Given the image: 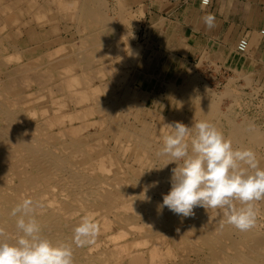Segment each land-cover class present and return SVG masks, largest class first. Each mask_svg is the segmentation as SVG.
<instances>
[{
    "label": "rangeland",
    "instance_id": "1",
    "mask_svg": "<svg viewBox=\"0 0 264 264\" xmlns=\"http://www.w3.org/2000/svg\"><path fill=\"white\" fill-rule=\"evenodd\" d=\"M83 1L85 2V4H83L84 3ZM93 1L94 2H92L90 0H60V1H58V0H0V30H1V32H0V37H1L0 38V47H1L0 52H2L4 54L3 55L2 53H0V61H1L0 65L2 63H3V65H5L4 67H3V65L0 66L1 67L0 68V74H2V73L4 74V75L3 74L0 75L1 76L0 77V84L2 85V86L0 85L1 86L0 87L1 88L0 89V92H1L0 93V100L3 99L2 101H4V99L7 100L9 97V99L7 101H10V99L13 98V97H11V96H13V94L15 96V98H13L14 100L17 97H20L21 95L23 98L24 97L26 98L25 94L27 95V94H29L30 91L33 92V90L35 91L39 87L42 88V90H44V92H41V90L40 91L36 90L35 92H33V94L35 93L36 96H34L33 94L31 95V92H30V94L27 95L28 98L26 99L27 101L29 100L28 105L26 104L27 102L25 103L26 100L23 101L24 102L23 103L22 101L18 100L19 99L18 98L16 100V102H18L20 104L19 105H18V103H17V105L13 104L15 106L13 108L18 111L15 118H16L17 122H19L21 120L20 124L22 123L21 126L24 128V130L26 129L25 124L27 123L28 137H37L39 140L40 139L43 140L41 143L45 142V144H43L42 146H44V147L47 146L48 149H50V148L54 149L55 148V150L58 153L60 150L62 151L63 149L64 150L69 149V152H67L68 150L66 151L68 153V155L66 154V152L64 150L62 152L60 151L61 152L60 154L64 153L70 159L69 163H66L68 165L67 169L66 168L64 170L62 169L59 173V178L60 177L62 178V179L60 178V181H62L61 187L54 184V183L53 184L51 183V185L54 186L53 189L56 188L55 192H57L58 194L55 193V195L52 196L50 194L48 195V193H47V196L46 195L45 196H46V198L47 197L51 198L50 200H52L53 197H54L53 200L55 199L54 201L58 200L56 203L55 202L54 203L56 205H58V203H60L59 204L60 206L59 205L58 206L61 208V210H63L65 208V209H69L70 211H72L71 213L74 212L72 214V216L74 218L78 217V219L81 220L83 218L82 216H85V215H83L84 212H86V216H90L91 218L93 216V218H94V219L92 218L93 220L97 219V221H100V223L95 221L99 227V235L96 237L95 242L88 245V247L90 246L89 250H88V247H86V246H85L86 248L84 247L85 249L83 247H78L81 250H78V254H77L78 257H76L77 259L75 258V261H73V264H83L82 262H86V261H88V262L85 264H93V263L94 264H117L115 259L110 257L111 254H109L108 249H110L112 247V243L109 240H107V237L109 235L114 234V233L116 234L117 230H118L117 233L119 231H121L122 228L119 229V227L122 226L121 221H124V219L127 217L130 218V220L135 221L136 224L139 223V225L143 226V228L141 229V232H139V234H134L132 236L130 235L129 238H133L136 236L137 237H139V236L145 237V235L147 237L156 236V235L164 236L166 234L165 238H166V241L168 242V245L170 246L169 251H170V253L172 252L171 255L173 254V257L171 256L169 258L170 261L168 259L166 260V264H169V263L173 264L174 262H175L174 264H186V263L187 264H189V263L190 264H214V263L216 264L217 261H219V264H255V263L264 264V246H263L264 245V234H263V232H264V212H263L264 211V200L254 202V206L258 209L256 224L254 226L255 228L253 227L250 230L244 231V232L236 229L234 226L232 227V225H230V224H227L226 223V217H224L223 212L220 209L205 210L204 208H201V207H195L194 208V215L189 216V217H183V216L177 215V214L174 215V213L172 211H169L167 208H164L165 210L163 209V211H159L158 205H160L162 203L163 195L167 194L170 190V187H171L170 177L172 175L171 170L174 167H176V164L174 162L169 163L170 158H168V157L163 156L162 158H160L161 156L157 155V153L163 147V141H161V140H163L162 135H164L170 131L166 127V125H168V123L174 124L175 122H182L185 125L191 127L192 124L195 122L209 121V122L213 123L219 130H221L223 132L225 138L231 141L234 149H241V150L251 149L253 152H255L257 160L259 161V167L261 169H264V70H262L260 68L257 73H249V72L239 73L236 69H234L232 64L222 63V62H214L215 58H212L209 56L206 59H200L199 60L198 58H195L193 60L190 59V60L186 61V57H184L181 53H179L178 49L181 47V44L184 42V37H185L184 34H185L187 28L182 26L178 22L181 21L182 18L184 19L185 17L188 16V14H190L192 19H193L192 23L196 24V22L199 19L201 12H203L205 10V7H202L200 5L199 0H93ZM175 5H178V8L181 7L182 10L176 13L175 12L176 10H174ZM90 6H91V9H90ZM79 7H81V8H79ZM89 11H90V14H88ZM37 13H38L37 18H34V16L36 17ZM40 13H41V15H40ZM77 13H80V14H77ZM81 13L83 14V16L80 17ZM93 14L97 15V16H93ZM76 15H79V17ZM87 15H88V17H86ZM90 17L92 20L89 19ZM79 18H80V20H79ZM80 21H81V23H80ZM95 21H96V23H95ZM3 22H4V27L2 28L1 25L3 24ZM75 22H76V24H75ZM86 23H88L89 25L87 26ZM90 27L94 31L91 30ZM87 28L89 31L93 32L94 34H92V33L89 34L90 32H88V33L85 32V31H88V30H86ZM82 31H83V33H82ZM96 33H97V35L99 34V38L96 35ZM84 34H85V38L91 39V41L89 40L90 42L87 39L83 38ZM105 34H106V36H105ZM119 34L120 35L122 34V36H120ZM89 35H91V36H89ZM95 35L98 38L97 40H96ZM4 36H5V38H4ZM81 36H82V38H81ZM117 36L120 38H118ZM104 37L106 38V42H105ZM114 37H117V40ZM82 39H84V40H82ZM93 39H95L94 42H93ZM108 39H110V40H108ZM118 39H119V41H118ZM81 40L84 41L85 44ZM86 40H87V44H86ZM99 40L102 43L101 42L99 43ZM113 40H115L116 42L114 43ZM103 41L106 43V46L104 45L105 43H103ZM2 42H3V45H2ZM7 42L9 43V45ZM21 43H22V45H21ZM72 43H73V48H72ZM96 43L100 44V46L97 45ZM110 43H112L111 44L112 46H110ZM12 44L15 46H13ZM60 44L61 45L63 44L62 46L65 45V48L64 47L62 48V46ZM10 45H11V47H10ZM101 45H102V47H101ZM117 45L119 46L118 47L119 49L116 48ZM3 46H5L4 49H2ZM27 46H29V47H27ZM50 46H52V47H50ZM56 46L57 47L60 46L62 48V50L59 47L57 48ZM77 46H79L78 49H77ZM90 46H91V48H90ZM103 46H105V47H103ZM114 46H115L116 50L113 49ZM81 47H83L85 49V51H83L84 49ZM85 47H87V49ZM109 47L110 48L112 47L111 51L114 50L116 54L112 53L114 51L109 52L110 51ZM10 48H12V50ZM130 48H135L136 54L126 56L127 52L130 51ZM79 49L81 51L78 53ZM91 49L93 50V53H92ZM100 49L103 50V52ZM107 49H109V50H107ZM36 50H38V51L35 52ZM18 51L22 52L24 55L22 53H21V55H19L20 53H17ZM53 51H55V53ZM56 51H58L57 54H56ZM88 51L90 52L91 57L95 56L92 58L91 61L89 58L90 56L87 58L85 57L86 59L83 60L84 56H87ZM24 52H26L27 54H25ZM40 52H41V54H40ZM47 52L49 53L48 56L46 55ZM81 52H82V55L84 54V52H86L85 53L86 55L84 54L83 56H80V58L83 57L80 59L79 54L81 55ZM14 53L17 55V57ZM42 53H43V55H42ZM44 53H46L45 54L46 57H45ZM72 53L75 56H73ZM76 53L78 54V56ZM51 54H53V55H51ZM54 54H56V55H54ZM118 54H120V55H118ZM235 54L237 55L238 53H236V51H235ZM12 55L14 57V60H16V62L11 58ZM26 55H27V57H26ZM1 56L2 57L6 56V57L1 58ZM19 56H21L20 59H18ZM22 56H24V57H22ZM97 56H99L101 58H99ZM9 57L12 59V61ZM30 57H32V58L30 59ZM34 57H36L35 59L37 61H35ZM120 57H121V60L124 59L122 62H120L121 61ZM117 58L119 61L117 60ZM132 58L135 60H132ZM2 59H5L4 60L5 62ZM32 59H34V60H32ZM49 59H50V61L47 62L48 65L45 64L46 61H48ZM78 59H80V60H78ZM6 60H9L10 62L6 61ZM59 60H61V61L58 62ZM75 60H78L79 64H81L80 66L83 65L85 68L83 66L80 67L79 64H77L78 62ZM86 60H88V61H86ZM25 61L28 62L27 66L29 64V67H27V66L25 67L23 65V63ZM92 61H93V64H92ZM127 61H128V63H127ZM20 62H22V63L20 64ZM35 62L36 63L38 62V63L36 64ZM84 62L85 63L89 62V64L88 63L85 64ZM138 62H140V63H138ZM17 63H18V65L20 64V66L22 65L24 67V70L30 69V70H27L28 72H30V74L33 73L36 75V73L40 71L39 73L42 75L41 70L43 69V67L46 69V70L44 69L43 72L45 71V73H47V74H49V72H50V74H52L53 72L54 73L51 75V77L49 74L50 79H48V81H47V79H45L44 76H42V78L39 77V79L44 80V83L42 82L43 80L40 81V83H42V84H40L38 82L37 78H36L37 83L36 82L33 83V81H35L34 80L35 75H33L34 76L33 78L31 77L32 75L28 76V77H30L29 79L32 78L31 79L32 81L28 80V77L27 76L25 77V75H27L26 73H28V72H25L23 70V72H25V75L23 76L24 73L21 74L22 70L19 71L20 66H17ZM69 63H71L70 64L71 69H70V67H68V69H66L67 64L69 66ZM102 63H104V64H102ZM42 64H44V65H42ZM49 64H51V65H49ZM119 64H120V67H119ZM65 65H66V68H64ZM35 66H37V67H35ZM87 66L89 67V70L91 69L90 70L91 72L89 70H87L88 69ZM92 66H94V68ZM14 67H16V68L19 67V69H16ZM31 67L36 68L35 69L36 71H33L34 69H31ZM62 67L64 70L66 69V73H64L63 69H60ZM86 67H87V69H86ZM106 67L109 69H107ZM3 68L6 72H8V74L3 70ZM96 68H100L101 70L97 69V71L99 70V72H102L103 74L97 72L98 74L96 73V75H95L94 73L96 71ZM110 68H111V70H110ZM120 68H122L121 73H118L119 75L115 74L116 72L119 71L118 69H120ZM12 69H15V71ZM78 69H80V70H78ZM93 69H95V70L93 71ZM67 70H69L70 72H67ZM84 70L86 71V73L84 72ZM112 70H114L115 72ZM16 71H17V73H20V75H18L16 73V75L18 77L17 76L15 77ZM80 71L83 74H81ZM109 71H111L112 73L114 72V73L112 75H110L111 73ZM92 72H94V73H92ZM45 73H43V75L46 76L47 74H45ZM5 74H7V75H5ZM13 74H14V77H12ZM30 74H28V75H30ZM40 74L37 73L38 76ZM72 74H73V76H75L74 78H76V79H72L71 81L70 80L68 81L67 78L70 75L72 76ZM80 74L82 76H84L86 74L85 75L86 77L88 74L92 75V76L90 77L88 75L89 76L88 77L89 80H87L88 82L86 81V77L84 76L85 81H86V82H84V78H82V76ZM93 74L95 77L93 76ZM37 75H36V77H38ZM100 75L102 77L99 78ZM103 75H104L105 79L103 78ZM7 76H8V78H7ZM10 76L12 77V79L10 78ZM21 76H22V78L23 77H25V78H23V80H22ZM97 76H98V79H96ZM115 76L116 77L120 76V77H118V79L120 81L117 80L115 78ZM46 77H48V76H46ZM2 78L4 80L6 79L5 84L3 82L4 80H2ZM18 78H20L22 81H24V80H28V81H24V83L22 84ZM65 78L67 79V83L68 82L70 83V85L68 86V89L66 88L67 85L65 83L66 82ZM70 78H73V77H70ZM109 78L111 80L115 79V82H114V80L113 81L109 80ZM9 79H11L12 81ZM59 79H60V81H59ZM63 79H65V80H63ZM13 80L16 83V84L14 83L16 85L15 88H17L16 92H15V90L10 91L12 89H8L9 87L7 84L13 85ZM73 80L74 81L76 80V81L73 82ZM107 80H109V81L106 82ZM116 80L118 82H116ZM58 81L62 83V87L60 86V83H58ZM63 81H64V85H66V86L63 85ZM19 83H21L22 85L25 84L24 85L25 87L23 86L24 89L22 88V85ZM52 83H54L56 85L55 87H61L60 88L61 91L58 88V90L60 91L59 92L57 90V88H55ZM86 83H88V84H86ZM108 83H110L111 86ZM18 84L21 88L18 87ZM58 84H59V86H58ZM94 84L97 86H95L93 89L97 90L98 93H97V91L94 92V90L91 89V86L93 87ZM51 85H53L52 88L50 87ZM102 85H103V87H102ZM104 85L106 86L107 90H109L108 92L106 90L107 94L112 93L113 95L111 94L109 96V94H108L107 98H105L106 97L105 96L106 95V93H105L106 88ZM108 85H109L110 89H112V91H110ZM46 86L47 87L49 86V87L46 88ZM88 86L90 88H88ZM5 87L7 90L5 89ZM50 88L52 89V91H50L51 90ZM62 88L64 90H62ZM69 88L71 89L68 92V93H70L69 96H73V94L77 93V92L79 93V98L77 97L78 95L74 94V96L76 95L75 96L76 98L73 97V98H75V101L72 97L70 99L73 101H71L69 99V96H67L68 93H67V95H65L66 92L69 90ZM46 89H48V90H46ZM90 89L92 91H89ZM4 90H5V92H2ZM73 90H75V92ZM78 90H80V91H78ZM82 90L85 93V97H87V98L86 99H84L85 97L84 98L81 97V98L84 100H87L89 98L88 101H84L82 99H81L82 102L80 101V95L82 93ZM37 92H39L38 94H40V93H42L43 95L45 94L44 95L45 97L41 94L42 96L39 98V95L37 96ZM87 92L88 93L90 92V93L87 94ZM4 93H6V94H4ZM23 93H25L24 96H23ZM71 93H73V94L71 95ZM91 93L93 94L92 98H91ZM17 94H19V95L17 96ZM57 95L58 96L61 95V97L59 96L60 98L57 99L58 98ZM89 95H90V97H88ZM5 96H6V98H5ZM98 96H99V98H98ZM113 96H115V97H113ZM23 98H21V100ZM34 98H35V100H33ZM51 98L52 99L55 98L54 99L55 104H58V100H59L60 104L59 105L53 104L54 102L51 100ZM94 98H96V99L98 98L97 103L95 101L96 99L93 100ZM134 98H136V99H134ZM62 99L63 100L65 99V100L63 101ZM77 99H79L78 102H77ZM100 99L102 102L99 101ZM103 99H105V100H103ZM50 100L52 101L51 105L49 104ZM60 100H62V101H60ZM112 100H114L117 103L114 104V102ZM44 101H46V102H44ZM16 102H14V103H16ZM31 102H33V103H31ZM201 102H203V105L205 107L202 105ZM90 103H91V105H90ZM93 103H95V104H93ZM101 103H104V104H101ZM25 104H26V108H29V109L31 108L33 110L31 112L32 114H34L33 112L37 111V112H35V115H36L35 117H34V115H32V116H29L30 119L25 118L26 117L24 115L25 114L24 111H26V108L24 106ZM39 104H41V105H39ZM176 104H177V107H176ZM10 105H12V104H10L8 102L9 108H10ZM86 105L87 106L89 105V107H86V108H88L87 109L88 112L91 110V108H93L92 110H94V111L91 110V112H89L91 114H89L87 112L86 115H84L83 119H74V121L72 119V121L69 122V117L67 116L68 117V120H67L66 114H65V116L62 117L63 118L62 124L53 123L54 126L51 124L52 126L50 128L46 127L47 124H42V125L38 124L42 120L41 115L40 116L38 115V114H41V113H39L38 110L39 109L41 110L42 109L41 107H43V106H44L43 109L47 107L46 108L47 111L45 112V115H44V118H45V116L47 117L48 114H49V116H52L55 112L59 113L60 115H63L64 114L63 112H65V113L67 112L68 115H70V114L72 115L76 111V109L79 112H80V110L82 111L83 108H84V110H86V108H85ZM106 105L108 106L107 109L105 108ZM79 108H81V109L79 110ZM98 108H100V109H98ZM112 108L113 109L115 108V109L113 110ZM200 108H202L203 110ZM23 109H25V110L23 111ZM68 109L70 110L69 113H68V111H69ZM100 110H101V113H100ZM121 110H123V111H121ZM167 110L169 111V113ZM57 111H59V112H57ZM20 112H21V114H20ZM96 112L99 113V116L96 114ZM198 112H199V114H198ZM61 113H63V114H61ZM50 114H52V115H50ZM21 115H22V117H21ZM158 115H160V116H158ZM196 115L199 118H196L197 117ZM23 116H25V117H23ZM102 116H103V119H101ZM126 116H127V120H125ZM156 116H158V117H156ZM17 117H19L20 119L19 118L17 119ZM177 117H179V118H177ZM21 118H23V119H21ZM162 118H164V119H162ZM93 119H96L97 122L92 121V123H91L90 121ZM156 119H160V120L157 121ZM172 119H173V121H172ZM29 120H30V123H29ZM81 120L82 121L87 120V124H85L86 122H83V124H82ZM88 120H89V122H88ZM101 120L103 123L102 122L98 123V121H101ZM120 120H121V122H120ZM163 120H164V122H163ZM0 121H2L0 123L1 126H2V123H3V125L7 124L6 121L2 120L1 116H0ZM44 121L45 120H42V122H44ZM80 122L83 126L80 125ZM131 122H133V124ZM88 123H90L89 126H88ZM30 124H33V125H30ZM71 124H73V126H77L76 124H78V126L80 125L83 127V128H80V131L77 130L76 134H75L76 137H79L82 140L84 139L83 141L85 142V145H86L83 148L84 151L81 152V156H79L80 152L75 153V151H73V149L67 145L68 140L70 139L69 138L70 136H69V131H66L65 129H66V127L68 129V126L69 125L71 126ZM98 124H101V125H99V127H97ZM153 124L156 125V128ZM161 124H162V126H161ZM34 125L36 126L35 128H34ZM84 125H86V127H84ZM113 125H115V127H117L116 128L117 131H115L116 130V129H114L115 127L112 129ZM122 125H124V126L122 127ZM148 125H150V126H148ZM38 126H39V128H38ZM45 127L48 128L47 129L48 131L45 129ZM59 127L60 128L62 127L61 130H59V131H63V132L57 131V129ZM150 128H151L152 132H151V130H148ZM152 128L155 130H153ZM158 128H160L161 130L160 129L158 130ZM53 129H54V131H53ZM62 129H64V130H62ZM35 130H37L39 133L35 132ZM94 130L95 131L98 130L99 132L98 131L95 132ZM106 130H108V131H106ZM146 130L148 131V134H147ZM44 131H45V134L43 133ZM52 131L54 134L52 133ZM142 131H143V133H142ZM157 131H158V133H157ZM159 131H161V132H159ZM24 132L26 133V131H24ZM30 132H31V134H30ZM41 132L44 134V136ZM49 132L52 133V136H51V133H49ZM106 132H107V134H106ZM164 132H166V133H164ZM38 134L39 135L42 134V135L39 137ZM66 134H68V135H66ZM157 134H159V135H157ZM193 134H194V132H193ZM15 135H16V133H15ZM83 135H85V136H83ZM45 136L48 138L50 136V139L46 138ZM131 136L132 137L134 136L135 138L134 137L132 138ZM138 136H140V138ZM82 137H84V138H82ZM105 137H106V139H105ZM96 139L97 140L99 139L98 143H97ZM133 139H134V141H133ZM61 141H62V144H61ZM63 141L65 142V144ZM86 141H88L89 144H90V141H93V144L92 143H91L92 145L90 144L92 147ZM145 141H147V143ZM56 142H57V144H56ZM148 142H150V143L154 142V145H152V143L150 144ZM157 142H159V143H157ZM260 142H262V143H260ZM143 144H145V145L143 146ZM189 144H190V140H189ZM94 145H95V147H94ZM97 145H99V146H97ZM108 145H110L111 147ZM124 145L126 146V148ZM58 146H61V147L59 148ZM87 146H88V148H87ZM62 147H64V148H62ZM129 147L132 149H130ZM152 147H154V148H152ZM85 148H87V149H85ZM89 149L92 151H90ZM135 151L137 153H135ZM70 152L71 153L74 152L75 154H73V153L71 154ZM109 152H111V153H109ZM87 154L90 156V159H94L95 161L91 160L92 163H90L89 156ZM92 155L94 157H97V156L99 157L102 155L100 157L101 159L99 158V160H102L104 162V163L102 162V164L105 167V170L103 169L104 171H101V170L98 171V169H97L98 167L96 166V163L98 165V162L100 163V161L98 160V157L94 158V157H92ZM140 155L142 157H140ZM113 156H115V157L113 158ZM110 157H111V159H110V161H108ZM144 157H145V160H144ZM117 158H118V161H117ZM140 158H141L142 163L140 162ZM166 158H168L167 162H166ZM72 159H74V163L72 162L73 161ZM76 161L79 164L81 162V164L80 165L77 164ZM105 162H106V164H105ZM109 162H110V165H109ZM139 162L141 164H139ZM144 162H145V164H144ZM84 163H88V164L84 166ZM177 163H180V162H177ZM89 164H91V165L88 166ZM170 165H171V167H170ZM22 166L26 167V168L28 166V168H27L28 170L30 168V165H27V164H25V166L24 165H22ZM107 166L108 167L111 166L109 168V170L111 172L107 169ZM153 166H154V168H153ZM77 167H79L80 172L85 173L86 180H84V182L86 181L85 183L87 185H85V183L82 181H81V183L80 182H73L72 179L69 178V174H67V173H69V170H71V169L75 170V169H77ZM82 167L83 168L86 167L85 169L87 171L85 169H82ZM93 167H95L97 170ZM91 168H92L93 172L90 170ZM88 169H89V171H88ZM114 170H116V172ZM100 171L102 173H99ZM152 171L154 172L155 175L152 174ZM249 171H251V170H249ZM64 173H66V174H64ZM87 173H88V175H87ZM104 173H106L105 176H104ZM117 173H120V174H117ZM63 174L65 176H63ZM102 174H103V176H102ZM133 175H134V177H133ZM111 176L115 180H111L112 179ZM65 177H67V178H65ZM118 177H120V178H118ZM121 177H123V178H121ZM93 178H94V180H93ZM131 178H132V180H131ZM134 178H136V180ZM100 180L102 181L101 183H100ZM117 180L122 181V182L118 183ZM160 180H161V182H163L162 187L160 185V183H161ZM48 181L52 182V179L51 180L49 179ZM48 181L46 182V184L49 183ZM96 181H97V183H96ZM108 181H109V183L110 182L111 183L109 184ZM150 181H151V183H150ZM16 182H17V178L15 177L12 179V183H16ZM68 182H69V185L67 184ZM153 182H157L158 185H160V187L157 186V184H156L157 188L155 186H152ZM70 183H73V185ZM106 183L109 186H107ZM114 183H116V184H114ZM147 183L150 184L151 186L148 185ZM134 184H136V185H134ZM62 185H64V186H62ZM88 185H89V187H88ZM131 185H133V186H131ZM66 186H67V188H65ZM71 186L73 189L71 188ZM82 186H84L85 188L84 187L82 188ZM103 186L108 187V189H110V191H108V189L106 187H104L107 190L106 191L103 188ZM134 186L136 188H134ZM146 186H148L147 192H145V188H147ZM163 186H164V189H162ZM62 187L64 188L65 194L62 193L63 192ZM154 187L156 189L152 190ZM67 189H68V191H66ZM99 190H102V191H99ZM103 190H104V194L110 195V193L112 192L110 196L117 198V202L114 203L115 207L114 206L111 207V206L107 205V202L104 201ZM117 190H118V193H117ZM128 190H130L129 191L130 194L128 193ZM10 192H13V191H10ZM60 192H61V195H60ZM72 193H73V195H72ZM75 193H77V195ZM123 193H124V195H123L124 197L122 196ZM146 195L148 197H145ZM63 196H65V197H63ZM98 196H101V197H98ZM26 198H28V197L26 196ZM57 198H59V199H57ZM67 198H69L70 201L72 203H75L76 205L71 206L70 205L71 203L67 205L65 203V201L68 200ZM71 198H73V199H71ZM152 198L154 199V201H152L153 200ZM23 199H25V196L23 197ZM125 200L128 201V203H130V204L128 205L126 203L128 205V206H124V208H126V211L122 212L120 207H123V206H120L121 205L120 203L122 201L125 202ZM119 201H121V202H119ZM80 202H82V203H80ZM134 202H137L138 204H136ZM158 202H160V203H158ZM234 204H235V206H237V205L241 206L239 204V202H234ZM62 205H64V206H62ZM102 206L105 208H103ZM129 206H130V209L128 208ZM81 207H82V209H81ZM89 207H91L90 211L93 212V210H94L96 212H93V213L92 212L90 213V211L88 212V210L90 209ZM93 208H95V209H93ZM98 208H99V210H98ZM45 209L43 208V210H45V214H48L49 210L52 211L50 208H47V207H45ZM108 209H110V211ZM147 209H151L152 211L153 210L154 211L152 212L151 210H147ZM145 211L150 212L149 214H151V216L154 215V217H156V218H154L153 220H155V219L156 220L153 222L151 220V218H149L150 215L148 214V212H145ZM195 211H197L198 213ZM162 212H164V213H162ZM166 212L168 215L166 214ZM218 212L219 213L221 212V214H219ZM52 213H54V212H52ZM101 213H103V214H101ZM109 213L110 214L113 213L115 216L113 217V214L110 216ZM54 214L57 215V213H54ZM147 214L149 216H147ZM97 215H98V217H97ZM102 215H103V218H101ZM133 215H136L135 218H133L134 217ZM170 215H172L171 218H170ZM79 216H81V217H79ZM140 216H141V218H140ZM146 217L148 219L147 221H146ZM209 218L211 221L209 220ZM102 219H104V220H102ZM221 219H222V221H221ZM105 220L109 221L108 222L109 225L107 224V222L105 224ZM142 221H144V222H142ZM221 222L223 224H221ZM63 223L64 222L62 221V226L64 228L66 226ZM106 225H107V227H106ZM176 225L177 226L180 225L181 226V227L179 226L180 229ZM187 227H189V229ZM220 227L221 228L226 227L228 230L227 233L226 234L220 233V230H221ZM262 227H263V229H262ZM100 228H102V229H100ZM173 228L179 229V230H177L179 233V235L177 234V236H178L177 239L179 241L177 240L178 242H176V243L174 242V243L175 244L180 243V245H175L173 243V241H175L174 240L175 237L172 235V232L174 231ZM182 228L184 229V231H185V228H187V233L189 232L190 229L191 230L187 235L186 231H185L186 234L183 233L184 231L181 230ZM101 230H103V231H101ZM113 230H114V232H113ZM154 230H156V231H154ZM180 230H181V232L183 231L182 232L183 234L180 233ZM144 231H146V232H144ZM72 232H73V229H68V226H67V228H64L62 230V233H64L65 237L70 236L69 233H71V236H72L73 235ZM154 232L156 233V235ZM67 233H68V235H67ZM110 233H112V234H110ZM145 233H147V234H145ZM218 234H219V236H218ZM191 235H193L196 238H194ZM104 236H106V237H104ZM221 236H222V238H221ZM179 237H180V239H179ZM249 237H250V240H248ZM71 238L73 239V236ZM97 238H99L98 243H97ZM184 238H185V240H184ZM188 238H191V239H188ZM138 239H140V238H138ZM181 239H182V241H181ZM258 239H259V242H258ZM189 240L190 241L194 240V241L190 242ZM260 242H262V243H260ZM183 244H185V245H183ZM236 244L238 247L236 246ZM252 244H254V245H252ZM258 244H260L261 246ZM110 245H111V247H109ZM233 245H234V247H233ZM239 245L240 246L242 245V246L240 247ZM186 246H189V249H187L188 247H186ZM193 246L195 248H193ZM225 246H227L226 249L224 248ZM183 247H185V248H183ZM242 247L244 248L243 250H242ZM236 248H239V249H236ZM171 249H172V251H171ZM229 249H232L233 251L229 250ZM85 250L87 251V253ZM175 250H177V251H175ZM224 250H226V251H224ZM80 252L83 254H81ZM246 252H248V253L244 254ZM102 253H104V254L101 255ZM93 254H94V256H93ZM98 254H100V255L97 257ZM212 254H215L214 258H215V256H217L216 257L217 260L214 263L211 260V258L213 257ZM145 255L146 254H144V256ZM221 257H223L224 259ZM104 258H105V260H104ZM218 258H220V259H218ZM171 261L173 263H171ZM120 264H128V263L126 261H124L123 263H120Z\"/></svg>",
    "mask_w": 264,
    "mask_h": 264
},
{
    "label": "bare ground",
    "instance_id": "2",
    "mask_svg": "<svg viewBox=\"0 0 264 264\" xmlns=\"http://www.w3.org/2000/svg\"><path fill=\"white\" fill-rule=\"evenodd\" d=\"M58 1H60V0H58ZM90 1H92V2H94L93 0H90ZM84 2V1H83ZM88 2V1H87ZM91 3V2H90ZM83 4H85V2L83 3ZM89 4V3H88ZM95 4V3H94ZM99 4V3H98ZM59 5V4H58ZM90 5V4H89ZM4 6V5H3ZM61 6V5H60ZM81 6V5H80ZM83 6V5H82ZM92 6V5H91ZM91 6H90V9H91ZM63 7V6H62ZM6 8V7H5ZM79 8H81V7H79ZM78 8V9H79ZM86 8V7H85ZM94 8V7H93ZM92 8V9H93ZM95 9V8H94ZM58 10V9H57ZM84 10V9H83ZM87 10V9H86ZM126 10V9H125ZM37 11V10H36ZM79 11V10H78ZM82 11V10H81ZM80 11V12H81ZM94 11V10H93ZM99 11V10H98ZM84 12V11H83ZM88 12V11H87ZM97 12V11H96ZM12 13V12H11ZM35 14V13H34ZM60 14V13H59ZM77 14H80V13H77ZM88 14H90V11H89V13ZM40 15H41V13H40ZM37 16H38V13L36 14V17L34 16V18H37ZM62 16V15H61ZM76 16H78L79 17V15H76ZM81 16H83V14L81 13V15H80V17ZM93 16H97V15H94L93 14ZM92 16V17H93ZM86 17H88V15L86 16ZM6 18V17H5ZM98 18V17H97ZM100 18V17H99ZM87 19V18H86ZM89 19H91V17L89 18ZM79 20H80V18H79ZM92 20V19H91ZM97 20V19H96ZM125 20V19H124ZM84 21V20H83ZM59 22V21H58ZM85 22V21H84ZM90 22V21H89ZM100 22V21H99ZM80 23H81V21H80ZM79 23V24H80ZM95 23H96V21H95ZM94 23V24H95ZM162 23V22H161ZM75 24H76V22H75ZM87 24V26L89 25L88 23H86ZM93 26V25H92ZM166 26V25H165ZM1 27L3 28L4 27V22H3V24L1 25ZM93 28V27H92ZM116 28V27H115ZM81 29V28H80ZM90 29H91V27H90ZM38 30V29H37ZM86 30H88V28L86 29ZM91 30H93V29H91ZM104 30V29H103ZM106 30V29H105ZM3 31V30H2ZM81 31V30H80ZM94 31V30H93ZM117 31V30H116ZM0 32H1V30H0ZM85 32H90L89 34H94L93 32H91V31H85ZM103 32V31H102ZM82 33H83V31H82ZM100 33V32H99ZM116 33V32H115ZM4 34V33H3ZM11 34V33H10ZM96 35H97V33H96ZM96 35H95V37H96ZM120 35V34H119ZM84 37L83 38H85V34L83 35ZM87 36V35H86ZM89 36H91V35H89ZM88 36V37H89ZM98 36V38H99V34L97 35ZM105 36H106V34H105ZM120 36H122V34L120 35ZM118 37V36H117ZM117 37H114V38H116V40H117ZM1 38V37H0ZM4 38H5V36H4ZM8 38V37H7ZM81 38H82V36H81ZM97 37H96V40L98 39ZM105 38V37H104ZM103 38V39H104ZM108 38V37H107ZM118 38H120V37H118ZM9 39V38H8ZM85 39H87V38H85ZM122 39V38H121ZM82 40H84V39H82ZM81 40V41H82ZM88 41L90 40L91 41V39H87ZM87 40H86V44H87ZM94 40L95 39H93V42H94ZM108 40H110V39H108ZM89 41V42H90ZM112 41V40H111ZM118 41H119V39H118ZM117 41V42H118ZM4 42V41H3ZM3 42H2V45H3ZM82 42H84V41H82ZM101 41L99 40V43H100ZM105 42H106V38H105ZM104 41H103V43H105ZM113 42L115 43L116 41L115 40H113ZM8 43V42H7ZM80 43V42H79ZM102 43V42H101ZM113 43V44H114ZM26 44V43H25ZM57 44V43H56ZM59 44V43H58ZM84 44H85V42H84ZM89 44V43H88ZM97 44V43H96ZM112 43H110V46H112L111 45ZM124 44V43H123ZM8 45H9V43H8ZM13 45V44H12ZM19 45V44H18ZM21 45H22V43H21ZM28 45V44H27ZM42 45V44H41ZM61 45V44H60ZM63 45V44H62ZM61 45V46H62ZM70 45V44H69ZM97 45H99L100 46V44H97ZM105 46H106V43L104 44ZM119 45V44H118ZM116 46V48H118L119 46ZM13 46H15V45H13ZM24 46V45H23ZM34 46V45H33ZM82 46V45H81ZM105 46H103V47H105ZM4 47L5 46H3V48L2 49H4ZM10 47H11V45H10ZM27 47H29V46H27ZM50 47H52V46H50ZM57 47V46H56ZM61 50H62V48L64 47L65 48V45L64 46H62V48L60 47V46H58ZM57 47V48H58ZM75 47V46H74ZM78 47L79 46H77V49H78ZM95 47V46H94ZM101 47H102V45H101ZM135 47V46H134ZM1 48V47H0ZM72 48H73V43H72ZM71 48V49H72ZM81 48H83V47H81ZM86 49H87V47H85ZM90 48H91V46H90ZM99 48V47H98ZM112 48V47H111ZM111 48L109 47V49H110V51L109 52H112V51H114V50H112L111 51ZM9 49V48H8ZM11 50H12V48H10ZM20 49V48H19ZM45 49V48H44ZM52 49V48H51ZM84 49V48H83ZM82 49V50H83ZM109 49H107V50H109ZM113 49H115V46L113 47ZM119 49V48H118ZM129 49V48H128ZM16 50V49H15ZM18 50V49H17ZM43 50V49H42ZM41 50V51H42ZM53 50V49H52ZM56 50V49H55ZM65 50V49H64ZM73 50V49H72ZM92 50V49H91ZM96 50V49H95ZM101 50V49H100ZM106 50V51H107ZM116 50V49H115ZM123 50V49H122ZM3 51V50H2ZM38 50H36L35 52H37ZM51 51V50H50ZM81 50L79 49V51H78V53L80 52ZM83 51H85V49L83 50ZM82 51V52H83ZM98 51V50H97ZM102 52H103V50H101ZM105 51V50H104ZM135 51H136V49L135 48H130V53L129 52H127V55L126 56H128V55H134V54H136L135 53ZM54 53H55V51H53ZM57 52L58 51H56V54H57ZM72 52V51H71ZM82 52H81V55L79 54V58H80V56H83L86 52H84V54L82 55ZM124 52V51H123ZM0 53H2V52H0ZM9 53V52H8ZM17 53H20L19 55H21V53L22 52H20V51H18ZM25 54H27L26 52H24ZM92 53H93V50H92ZM112 53H114V54H116L115 53V51L114 52H112ZM111 53V54H112ZM3 54V53H2ZM11 54V53H10ZM15 54V53H14ZM23 54V53H22ZM40 54H41V52H40ZM46 53H44V55H45ZM48 52H47V56H48ZM56 54H54V55H56ZM73 54V53H72ZM77 54V53H76ZM90 54V52L88 51V54H87V56H84V58L83 57H81V58H83V60H85L87 57H89L90 58V61L92 60V58L93 57H95V56H92L91 57V54ZM108 54V53H107ZM110 54V55H111ZM122 54V53H121ZM4 55V54H3ZM16 55V54H15ZM24 55V54H23ZM42 55H43V53H42ZM46 55H45V57H46ZM51 55H53V54H51ZM86 55V54H85ZM98 55V54H97ZM118 55H120V54H118ZM8 56V55H7ZM73 56H75L74 54H73ZM77 56H78V54H77ZM6 56H4V57H2L1 56V58H5ZM11 57V56H10ZM9 57V58H10ZM16 57H17V55H16ZM15 57V58H16ZM20 57L21 56H19L18 57V59H20ZM22 57H24V56H22ZM26 57H27V55H26ZM62 57V56H61ZM60 57V58H61ZM65 57V56H64ZM63 57V58H64ZM86 57V58H85ZM97 57H99V56H97ZM106 57V56H105ZM13 60H14V57H13V55H12V57H11ZM10 58V59H11ZM32 57H30V59H31ZM36 57H34V59H35ZM52 58V57H51ZM59 58V59H60ZM80 58V59H81ZM99 58H101V57H99ZM98 58V59H99ZM116 58V57H115ZM114 58V59H115ZM12 59H11V61H12ZM28 59V58H27ZM29 59V60H30ZM34 59H32V60H34ZM66 59V58H65ZM80 59H78V60H80ZM95 59V58H94ZM113 59V60H114ZM123 59V58H122ZM3 61L5 60V59H2ZM47 60V59H46ZM56 60V59H55ZM63 60V59H62ZM78 60H75V61H77L78 63L77 64H79V61ZM89 60V59H88ZM88 60H86V61H88ZM96 60V59H95ZM94 60V61H95ZM101 60V59H100ZM117 60H118V58H117ZM116 60V61H117ZM120 60H121V57H120ZM124 60V59H123ZM123 60H121L120 62H122ZM132 60H135V59H133L132 58ZM131 60V61H132ZM145 60V59H144ZM2 61V62H3ZM6 61H9V60H6ZM15 62H16V60H14ZM20 61V60H19ZM35 61H37L36 59H35ZM50 61V59L48 60V61H46V63L45 64H47V62H49ZM54 61V60H53ZM61 60H59L58 62H60ZM69 61V60H68ZM82 61V60H81ZM89 61V62H90ZM99 61V60H98ZM119 61V60H118ZM139 61V60H138ZM5 62V61H4ZM10 62V61H9ZM31 62V61H30ZM33 62V61H32ZM45 62V61H44ZM89 62H86V63H88L89 64ZM107 62V61H106ZM119 62V63H120ZM133 62V61H132ZM131 62V63H132ZM144 62V61H143ZM0 63H1V61H0ZM22 62H20V64H21ZM27 63L28 62H24L23 63V65L26 67L27 66ZM36 63V62H35ZM38 63V62H37ZM36 63V64H37ZM74 63V62H73ZM72 63V64H73ZM85 63V62H84ZM85 63V64H86ZM109 63V62H108ZM118 63V62H117ZM127 63H128V61H127ZM138 63H140V62H138ZM12 64V63H11ZM20 64L18 65V63H17V66H20ZM34 64V63H33ZM53 64V63H52ZM58 64V63H57ZM70 64L71 63H69V66H68V64H67V68H66V65H65V67L64 68H66V69H68V67H70ZM84 64V65H85ZM91 64V63H90ZM92 64H93V61H92ZM101 64V63H100ZM102 64H104V63H102ZM137 64V63H136ZM1 65H3V63L1 64ZM0 65V66H1ZM7 65V64H6ZM14 65V64H13ZM42 65H44V64H42ZM48 65V64H47ZM49 65H51V64H49ZM81 64H79V66H80ZM111 65V64H110ZM117 65V64H116ZM122 65V64H121ZM124 65V64H123ZM5 65H3V67H4ZM16 66V67H17ZM22 66V65H21ZM20 66V69H19V67L18 68H16V67H14V68H16V69H19V71L20 70H22V72H21V74L22 73H24L23 74V76L25 75V72H28L27 70H30V69H27V70H24V67L22 68ZM78 66V67H79ZM83 66V65H82ZM82 66H80V67H82ZM86 66V65H85ZM89 66V65H88ZM87 66V67H88ZM99 66V65H98ZM107 66V65H106ZM27 67H29V64H28V66ZM35 67H37V66H35ZM63 67L62 68H60V69H63ZM84 67V66H83ZM87 67H86V69H87ZM90 67V66H89ZM89 67H88V69L87 70H89ZM93 68H94V66H92ZM110 67V66H109ZM119 67H120V64H119ZM1 68V67H0ZM49 68V67H48ZM47 68V69H48ZM85 68V67H84ZM107 68V67H106ZM31 69H34L33 71H36L35 69L36 68H34V67H31ZM45 68L43 67V69L41 70V72H42V75L39 73V72H37L38 74H40L39 76L37 75V73H36V75L38 76V77H36V75L35 74H33V73H31L30 74V72H28V73H26L27 75H25V77L27 76H31L32 78L34 77L33 75H35V77H34V80L35 81H33V83L34 82H36V80L38 79V82L40 83V81H42L43 79H39V77L40 78H42V76H44L45 77V79H47V81H48V79H50V77H51V75L54 73L53 71V73L52 74H50V72H49V74H50V77H49V74H47V73H45V71L43 72V70H44ZM66 69L64 70V73H66ZM70 69H71V67H70ZM85 69V70H86ZM97 69H100V68H96V71H95V73L94 72H92V73H94L95 75H96V73L97 72H99V70L97 71ZM107 69H109V68H107ZM121 69V70H120ZM120 69H118L119 71L118 72H116L115 74H118V73H121V71H122V68H120ZM2 70V69H1ZM3 70H4V68H3ZM12 70H14L15 71V69H12ZM23 70L25 71V72H23ZM46 70V69H45ZM57 70V69H56ZM78 70H80V69H78ZM84 70V72L86 73V71ZM91 70V69H90ZM89 70V71H90ZM95 69H93V71H94ZM101 70V69H100ZM105 70V69H104ZM110 70H111V68H110ZM124 70V69H123ZM5 71V70H4ZM112 71H114V70H112ZM6 72V71H5ZM48 72V71H47ZM67 72H70L69 70H67ZM88 72V71H87ZM91 72V71H90ZM111 74L110 75H112L113 73L111 72V71H109ZM7 74H8V72H6ZM14 73V72H13ZM16 73H17V71L15 72V77L17 76L16 75ZM35 73V72H34ZM43 73H45V74H47L46 76H48V77H46L45 75H43ZM80 73H81V71H80ZM99 73H102V72H99ZM3 74V73H2ZM2 74H0V75H2ZM7 74H5V75H7ZM10 74V73H9ZM18 75H20V73H17ZM28 74H30V75H28ZM59 74V73H58ZM81 74H83V73H81ZM80 74V75H81ZM94 74H93V76H94ZM98 74V73H97ZM103 74V73H102ZM109 74V73H108ZM4 75V74H3ZM86 75V74H85ZM84 75V76H85ZM89 75V74H88ZM87 75V77H86V81L87 80H89L88 79V77L90 76H92V75H89L88 76ZM109 75V76H110ZM119 75V74H118ZM60 76V75H59ZM58 76V77H59ZM62 76V75H61ZM82 76V75H81ZM84 76H82V78H84ZM1 77V76H0ZM12 77H14V74H13V76ZM12 77L10 76V78L12 79ZM18 77V76H17ZM20 77V76H19ZM25 77H23V78H25ZM43 77V78H44ZM68 77V76H67ZM66 77V78H67ZM70 77H73V78H70ZM75 76H73V74H72V76L70 75L67 79H68V81L70 80H72V79H76V78H74ZM80 77V76H79ZM95 77V76H94ZM100 77H102L101 75L99 76V78ZM118 77H120V76H115V78L117 79V80H119L118 79ZM5 78V77H4ZM7 78H8V76H7ZM23 78H22V76H21V79L23 80ZM30 77H28V80H31V79H29ZM37 78V79H36ZM62 78V77H61ZM65 78V79H66ZM70 78V79H69ZM103 78H104V75H103ZM11 79H9V80H11ZM17 79V78H16ZM19 80H20V82L23 84L24 83V81H28V80H24V81H22L20 78H18ZM27 79V78H26ZM65 79H63V80H65ZM67 79H66V85H64V81H63V85L64 86H66V88L68 89V86L70 85V83L68 82L67 83ZM96 79H98V76L96 77ZM105 79V78H104ZM113 79V78H112ZM2 80H4L3 78H2ZM8 80V81H9ZM62 80V79H61ZM83 80V79H82ZM109 80H111L110 78H109ZM109 80H107L106 82H108ZM114 80V82H115V79H113ZM113 80H111V81H113ZM116 80V82H118ZM5 81H6V79L3 81L4 82V84H5ZM7 81V82H8ZM12 81V80H11ZM18 81V80H17ZM32 81V80H31ZM46 81V80H45ZM59 81H60V79H59ZM58 81V83H60V86L62 87V83L61 82H59ZM76 81V80H75ZM74 80H73V82H75ZM85 81V78H84V82H86ZM99 81V80H98ZM110 81V82H111ZM120 81V80H119ZM43 83H44V80L42 81ZM88 82V81H87ZM105 82V83H106ZM2 83V82H1ZM15 82H14V80H13V85H9V84H7L8 85V89H12V90H10V91H13V90H15V92H16V89L17 88H15V84H14ZM21 83H19V84H21ZM28 83V82H27ZM26 83V84H27ZM37 83V82H36ZM38 83V84H39ZM19 84H18V87L19 88H21L20 86H19ZM21 84V85H22ZM37 84V85H38ZM40 84H42V83H40ZM39 84V85H40ZM53 85H54V87L56 86L54 83H52ZM73 84V83H72ZM71 84V85H72ZM85 84V83H84ZM86 84H88V83H86ZM101 84V83H100ZM110 86H111V84L110 83H108ZM113 84V83H112ZM1 85V84H0ZM6 85V86H7ZM25 85V84H24ZM24 85H22V88L24 89ZM53 85H51L50 87L52 88V86ZM109 85H108V87H109ZM2 86V85H1ZM0 86V87H1ZM24 86V87H23ZM58 86H59V84H58ZM76 86V85H75ZM95 86H97V85H95L94 84V86L92 87L91 86V89L92 90H94L93 88L95 87ZM105 86V85H104ZM113 86V85H112ZM118 86V85H117ZM4 87V86H3ZM27 87V86H26ZM49 87V86H48ZM47 86H46V88H48ZM53 87V88H54ZM61 87H55V88H57V90H58V88H59V90H60V88ZM71 87V86H70ZM85 87V86H84ZM102 87H103V85H102ZM14 88V89H13ZM50 88V89H51ZM64 88V87H63ZM62 88V90H64ZM88 88H90L89 86H88ZM97 88V87H96ZM105 88H106V86H105ZM104 88V89H105ZM112 88V87H111ZM176 88V87H175ZM1 89V88H0ZM5 89H6V87H5ZM44 89V88H43ZM49 89V90H50ZM74 89V88H73ZM89 90V91H92V90ZM98 89V88H97ZM102 89V88H101ZM109 89H110V87H109ZM3 90V89H2ZM7 90V89H6ZM36 90H38V91H40L41 90V92H44V90H42V88H38V89H36ZM35 90V91H36ZM46 90H48V89H46ZM56 90V89H55ZM58 90V91H59ZM71 89L69 88V90L66 92V94L65 95H67V93L70 91ZM81 90V89H80ZM80 90H78V91H80ZM88 90V89H87ZM106 90H107V88L105 89V93H106V97L105 98H107V95L109 94H107V92L109 91V90H107V92H106ZM19 91V90H18ZM24 91V90H23ZM34 90H33V92H35ZM50 91H52V89L50 90ZM61 91V90H60ZM59 91V92H60ZM74 92H75V90H73ZM97 90H94V92H96ZM102 91V90H101ZM110 91H112V89H110ZM137 91V90H136ZM2 92H5V90L4 91H2ZM8 92V91H7ZM31 92V91H30ZM30 92H29V94H30ZM33 92H31V95L33 94ZM77 92V91H76ZM93 92V93H94ZM118 92V91H117ZM173 92V91H172ZM1 93V92H0ZM10 93V92H9ZM26 93V92H25ZM25 93H23V96H24V94ZM39 92H37V96L39 95V98L43 95L42 93H40V94H38ZM49 93V92H48ZM55 93V92H54ZM63 93V92H62ZM78 93V92H77ZM77 93H74V94H76V95H78L77 97L79 98V93L77 94ZM83 93V94H82ZM82 93H81V95H80V101H81V99L82 98H84L85 97V93L83 92V90H82ZM90 93V92H89ZM88 92H87V94H89ZM97 93H98V91H97ZM3 94V93H2ZM4 94H6V93H4ZM16 94V93H15ZM29 94H27V95H29ZM42 94V95H41ZM73 93H71V95H72ZM74 94H73V96H69L70 95V93H68V95L67 96H69V99L72 97H75L74 96ZM112 93H110L109 94V96L111 95ZM189 94V93H188ZM19 94H17V96H18ZM27 95L25 94V96H26V98L24 97H22V95L20 96L21 98H23L22 100H21V98L20 97H17L15 100L13 99V98H15V96H14V94H13V96H11V97H13L12 99L14 100H12V99H10V101L12 102H10V101H7L8 99H9V97H8V99L7 100H5L4 99V101H2V100H0V116H1V118H2V120L3 121H6L7 122V124H5V125H3V123H2V126H1V124H0V229H2V235H0V239H2V240H7L8 242H10V243H14L15 241H16V239H18V237L21 235V233L17 230V228H16V220L18 219V217H14V216H12L11 215V212H12V209L14 208V207H16L17 206V204H19V203H21L22 202V200H23V197L25 196V198H26V196L28 197V198H31L34 202H37L39 205H40V207H37L36 208V212H35V218H36V220H37V222L39 223V225L41 226V229H42V232H41V235L42 236H44V237H46L47 239H49L53 244H60V243H66V244H69L71 247H72V249H73V261H75V258L76 257H78L77 256V254H78V250H81V249H79L75 244H74V242H73V239L71 238L72 236H71V233H69V235L70 236H67V237H65L64 236V233H62V230L64 229V228H67V226H68V229H74L79 223H80V219H78V217H76V218H74L73 216H72V214L74 213H71L72 211H70L69 209H63V210H61V208L59 207L60 205V203H58V205H56L55 203L58 201V200H56V201H54L53 200V198H52V200H50L51 198H46V196H47V193H48V195L50 194V195H52V196H54L55 195V193H57V192H55V190H56V188L55 189H53V185H51V183L53 184H56V185H58V186H60L61 187V184H62V181H60V178H59V173H60V171L63 169H67V167H68V165L66 164V163H69V161H70V159H69V157L67 156L68 155V153L67 152H69V149H67V150H64L65 152H66V154H64V153H62V154H60L61 152L59 151V153L55 150V148L54 149H48L47 148V146H42L43 144H45V142H43V143H41L43 140H39L37 137H28V132H27V123L25 124L26 125V129L24 130V128L21 126V124H20V122H21V120L19 121V122H17V120H16V115H17V110L16 109H14L13 107H15L13 104H16L17 105V103L18 102H16V100L18 99V100H20V101H25L28 97H27ZM34 96H36V94L34 93L33 94ZM45 95V94H44ZM43 95V96H44ZM92 93H91V98H92ZM113 95V94H112ZM117 95V94H116ZM49 96V95H48ZM60 97H61V95H59ZM58 95H57V99H59L60 97H59ZM122 96V95H121ZM31 97V96H30ZM45 97V96H44ZM63 97V96H62ZM82 97V98H81ZM88 97H90V95L88 96ZM96 97V96H95ZM113 97H115V96H113ZM119 97V96H118ZM4 98V97H3ZM5 98H6V96H5ZM38 98V99H39ZM50 98V97H49ZM56 98V97H55ZM55 98H51V100L54 102L55 100ZM76 98V97H75ZM75 98H73L74 99V101H75ZM87 97H85L84 99H86ZM98 98H99V96H98ZM97 98V99H98ZM206 98V97H205ZM56 99V100H57ZM84 99H82V100H84ZM89 99V98H88ZM88 99L87 100H84V101H88ZM96 98H94L93 100H95ZM97 99L95 100L96 101V103H97ZM115 99V98H114ZM117 99V98H116ZM134 99H136V98H134ZM33 100H35V98L33 99ZM37 100V99H36ZM50 100V105H51V103H52V101ZM63 100V99H62ZM62 100H60V101H62ZM65 100V99H64ZM63 100V101H64ZM71 100V99H70ZM103 100H105V99H103ZM107 100V99H106ZM118 100V99H117ZM126 100V99H125ZM188 100V99H187ZM196 100V99H195ZM31 101V100H30ZM71 101H73V100H71ZM79 101V99H77V102ZM83 101V102H84ZM100 102H102L101 101V99L99 100ZM113 102H114V104L115 103H117V102H115L114 100H112ZM133 101V100H132ZM199 101V100H198ZM8 102L10 103V104H12V105H10V108L8 107ZM14 102H16V103H14ZM27 102V103H26ZM29 100L27 101H25V103L28 105L29 103ZM42 102V101H41ZM44 102H46V101H44ZM82 102V101H81ZM106 102V101H105ZM110 102V101H109ZM123 102V101H122ZM187 102V101H186ZM185 102V103H186ZM192 102V101H191ZM24 103V102H23ZM31 103H33V102H31ZM40 103V102H39ZM72 103V102H71ZM159 103V102H158ZM194 103V102H193ZM202 103V105H203V102H201ZM20 103H18V105H19ZM22 104V103H21ZM26 104L24 105L25 106V108H26ZM37 104V103H36ZM45 104V103H44ZM53 104H55V102L53 103ZM60 104V102H59V100H58V104H55V105H59ZM93 104H95V103H93ZM101 104H104V103H101ZM108 104V103H107ZM121 104V103H120ZM119 104V105H120ZM127 104V103H126ZM167 104V103H166ZM180 104V103H179ZM206 104V103H205ZM39 105H41V104H39ZM79 105V104H78ZM90 105H91V103H90ZM110 105V104H109ZM175 105V104H174ZM188 105V104H187ZM197 105V104H196ZM207 105V104H206ZM65 106V105H64ZM72 106V105H71ZM107 106V105H106ZM105 106V108L107 109L108 108V106L106 107ZM116 106V105H115ZM149 106V105H148ZM173 106V105H172ZM185 106V105H184ZM204 106V105H203ZM214 106V105H213ZM18 107V106H17ZM22 107V106H21ZM44 107V106H43ZM43 107H41L42 109V111L39 109L38 111H39V113H41V114H38L39 116L41 115V118H42V120H45L44 122H42V120H41V122L40 123H38L39 125H42V124H47L46 125V127H48V128H50L52 125H53V123H60V124H62L63 123V116H65V114H66V118H67V120H68V117H69V122L70 121H72V119H73V121H74V119H83V117H84V115H86V113L88 112L87 111V109L88 108H86V107H89V105L87 106H85V108H86V110H84V108H83V110L81 111L80 109L81 108H79V110H80V112L76 109V113L73 115H68L67 114V112L65 113V112H63V113H61V114H63V115H60L59 113H56L55 111V113L52 115V114H50V115H52V116H49V114H48V116L50 117H46L45 116V118H44V115H45V112L47 111L46 110V108H44L43 109ZM58 107V106H57ZM56 107V108H57ZM103 107V106H102ZM158 107V106H157ZM163 107V106H162ZM176 107H177V104H176ZM187 107V106H186ZM205 107V106H204ZM52 108V107H51ZM55 108V109H56ZM91 108V107H90ZM116 108V107H115ZM114 108V109H115ZM156 108V107H155ZM31 109V108H30ZM29 108H26V111H24L25 109H23V111L25 112V116H23V117H25V118H29V116H32V115H34V117L36 116L35 115V112H37V111H35V112H33L34 114H32L31 112L33 111L32 109L30 110ZM72 109V108H71ZM74 109V108H73ZM93 108H91V110H92ZM96 109V108H95ZM98 109H100V108H98ZM113 109V108H112ZM113 109V110H114ZM138 109V108H137ZM200 109H202V108H200ZM218 109V108H217ZM58 110V109H57ZM69 110V109H68ZM75 110V109H74ZM90 110V109H89ZM91 110L89 111V112H91ZM118 110V109H117ZM124 110V109H123ZM123 110H121V111H123ZM126 110V109H125ZM172 110V109H171ZM203 110V109H202ZM208 110V109H207ZM41 111V112H40ZM50 111V110H49ZM78 111V112H77ZM92 111H94V110H92ZM96 111V110H95ZM129 111V110H128ZM143 111V110H142ZM154 111V110H153ZM168 111V110H167ZM194 111V110H193ZM206 111V110H205ZM53 112V111H52ZM57 112H59V111H57ZM70 112V110L68 111V113ZM88 112V113H89ZM99 112V111H98ZM98 112H96V114L99 116V113ZM105 112V111H104ZM109 112V111H108ZM127 112V111H126ZM138 112V111H137ZM157 112V111H156ZM48 113V112H47ZM100 113H101V110H100ZM113 113V112H112ZM128 113V112H127ZM126 113V114H127ZM168 113H169V111H168ZM182 113V112H181ZM202 113V112H201ZM219 113V112H218ZM20 114H21V112H20ZM89 114H91V113H89ZM88 114V115H89ZM105 114V113H104ZM133 114V113H132ZM166 114V113H165ZM173 114V113H172ZM198 114H199V112H198ZM197 114V115H198ZM123 115V114H122ZM156 115V114H155ZM168 115V114H167ZM166 115V116H167ZM174 115V114H173ZM196 115V116H197ZM20 116V115H19ZM68 116V117H67ZM111 116V115H110ZM134 116V115H133ZM158 116H160V115H158ZM158 116H156V117H158ZM165 116V115H164ZM201 116V115H200ZM21 117H22V115H21ZM118 117V116H117ZM168 117V116H167ZM182 117V116H181ZM19 117H17V119H18ZM33 118V117H32ZM40 118V119H41ZM123 118V117H122ZM147 118V117H146ZM160 118V117H159ZM177 118H179V117H177ZM196 118H199L198 116L196 117ZM20 119V118H19ZM21 119H23V118H21ZM30 119V118H29ZM101 119H103V116H102V118ZM162 119H164V118H162ZM181 119V118H180ZM99 120V119H98ZM119 120V119H118ZM125 120H127V116H126V118H125ZM157 121H159L160 119H156ZM171 120V119H170ZM186 120V119H185ZM215 120V119H214ZM82 121V120H81ZM92 121L94 122V121H96V119H93V120H91L90 122L92 123ZM172 121H173V119H172ZM198 121V120H197ZM2 121H0V123H1ZM28 122V121H27ZM35 122V121H34ZM83 122H86L85 124H87V120H83L82 121V124H83ZM88 122H89V120H88ZM97 122V121H96ZM101 123L102 122V120L101 121H98V123ZM112 122V121H111ZM114 122V121H113ZM120 122H121V120H120ZM156 122V121H155ZM163 122H164V120H163ZM175 122V121H174ZM29 123H30V120H29ZM28 123V124H29ZM32 123V122H31ZM75 123V122H74ZM103 123V122H102ZM117 123V122H116ZM132 124H133V122H131ZM151 123V122H150ZM157 123V122H156ZM155 123V124H156ZM37 124V123H36ZM35 124V125H36ZM52 124V125H51ZM81 124V122H80V125H82ZM89 124L90 123H88V126H89ZM169 124V123H168ZM184 124V123H183ZM234 124V123H233ZM30 125H33V124H30ZM34 125V128L36 127ZM77 126H73V124H71V126L69 127L68 126V129H67V127H66V131H69V140H68V143H67V145L69 146V147H71L72 149H73V151H75V153L76 152H80V155L79 156H81V152L82 151H84L83 150V148H84V146H86L85 145V142L82 140V139H80L79 137H76L75 136V134H76V131L78 130V131H80V128H83L82 126H78V124H76ZM92 125V124H91ZM94 125V124H93ZM99 125H101V124H98V126L97 127H99ZM128 125V124H127ZM131 125V124H130ZM154 125V124H153ZM45 126V125H44ZM54 126V125H53ZM124 125H122V127H123ZM148 126H150V125H148ZM155 126V128H156V125H154ZM161 126H162V124H161ZM160 126V127H161ZM226 126V125H225ZM45 127V129L47 130L48 128H46ZM84 127H86V125H84ZM106 127V126H105ZM112 127V126H111ZM115 127V125H113V127H112V129ZM127 127V126H126ZM139 127V126H138ZM31 128V127H30ZM33 128V127H32ZM38 128H39V126H38ZM37 128V129H38ZM62 128V127H61ZM61 128L59 127L58 129H57V131L58 132H63V131H59V130H61ZM64 128V127H63ZM101 128V127H100ZM117 127H115L114 129H116ZM137 128V127H136ZM135 128V129H136ZM164 128V127H163ZM29 129V128H28ZM41 129V128H40ZM39 129V130H40ZM44 129V128H43ZM44 129V130H45ZM110 129V128H109ZM125 129V128H124ZM131 129V128H130ZM153 129V128H152ZM160 128H158V130H159ZM236 129V128H235ZM250 129V128H249ZM26 131V133L24 132V131ZM45 130V131H46ZM62 130H64V129H62ZM88 130V129H87ZM99 130V129H98ZM97 130V131H98ZM148 130H151V128L150 129H148ZM153 130H155V129H153ZM161 130V129H160ZM169 130V129H168ZM167 130V131H168ZM30 131V130H29ZM41 131V130H40ZM45 131L43 132L44 134H45ZM48 131V130H47ZM53 131H54V129H53ZM53 131H52V133H53ZM56 131V130H55ZM65 131V132H66ZM93 131V130H92ZM95 131V130H94ZM97 131H95V132H97ZM100 131V130H99ZM98 131V132H99ZM106 131H108V130H106ZM115 131H117V129L115 130ZM114 131V132H115ZM123 131V130H122ZM166 131V130H165ZM251 131V130H250ZM35 132H37V133H39L37 130H35ZM34 132V133H35ZM87 132V131H86ZM113 132V133H114ZM146 132H147V134H148V131L146 130ZM145 132V133H146ZM151 132H152V130H151ZM150 132V133H151ZM159 132H161V131H159ZM15 133H16V135H15ZM42 133V132H41ZM42 133V134H43ZM49 133H51V132H49ZM48 133V134H49ZM52 133H51V136H52ZM68 133V132H67ZM101 133V132H100ZM112 133V134H113ZM137 133V132H136ZM142 133H143V131H142ZM144 133V134H145ZM157 133H158V131H157ZM164 133H166V132H164ZM250 133V132H249ZM30 134H31V132H30ZM29 134V135H30ZM41 134V135H42ZM44 134H43V136H44ZM54 134V133H53ZM57 134V133H56ZM83 134V133H82ZM106 134H107V132H106ZM117 134V133H116ZM123 134V133H122ZM130 134V133H129ZM153 134V133H152ZM151 134V135H152ZM156 134V133H155ZM34 135V134H33ZM39 135V134H38ZM41 135H39V137L41 136ZM66 135H68V134H66ZM101 135V134H100ZM137 135V134H136ZM140 135V134H139ZM150 135V136H151ZM157 135H159V134H157ZM165 135V134H164ZM164 135H162V136H164ZM59 136V135H58ZM83 136H85V135H83ZM111 136V135H110ZM155 136V135H154ZM161 136V135H160ZM159 136V137H160ZM161 136V137H162ZM46 137V136H45ZM44 137V138H45ZM81 137V136H80ZM103 137V136H102ZM115 137V136H114ZM118 137V136H117ZM132 137V136H131ZM134 137V136H133ZM132 137V138H133ZM139 138H140V136H138ZM240 137V136H239ZM46 138H48V137H46ZM53 138V137H52ZM82 138H84V137H82ZM100 138V137H99ZM126 138V137H125ZM135 138V137H134ZM143 138V137H142ZM155 138V137H154ZM163 138V137H162ZM48 139H50V136H49V138ZM104 139V138H103ZM105 139H106V137H105ZM153 139V138H152ZM239 139V138H238ZM46 140V139H45ZM54 140V139H53ZM97 140V139H96ZM99 140V139H98ZM98 140H97V143H98ZM145 140V139H144ZM158 140V139H157ZM156 140V141H157ZM59 141V140H58ZM65 141V140H64ZM63 141V142H64ZM105 141V140H104ZM121 141V140H120ZM124 141V140H123ZM128 141V140H127ZM133 141H134V139H133ZM150 141V140H149ZM161 141H163V140H161ZM88 144H89V142L88 141H86ZM96 142V141H95ZM122 142V141H121ZM126 142V141H125ZM129 142V141H128ZM131 142V141H130ZM146 143H147V141H145ZM93 144V141H90V144ZM101 143V142H100ZM118 143V142H117ZM148 143H150V142H148ZM152 143V145H154V142H151ZM150 143V144H151ZM157 143H159V142H157ZM260 143H262V142H260ZM56 144H57V142H56ZM55 144V145H56ZM61 144H62V141H61ZM64 144H65V142H64ZM89 144V145H90ZM91 144V145H92ZM111 144V143H110ZM132 144V143H131ZM162 144V143H161ZM54 145V146H55ZM90 145V146H91ZM118 145V144H117ZM139 145V144H138ZM145 144H143V146H144ZM148 145V144H147ZM49 146V145H48ZM57 146V145H56ZM55 146V147H56ZM62 146V145H61ZM61 146H58L59 148L61 147ZM97 146H99V145H97ZM96 146V147H97ZM101 146V145H100ZM108 146H110V145H108ZM125 146V145H124ZM128 146V145H127ZM150 146V145H149ZM148 146V147H149ZM158 146V145H157ZM52 147V146H51ZM92 147V146H91ZM94 147H95V145H94ZM111 147V146H110ZM134 147V146H133ZM147 147V148H148ZM156 147V146H155ZM62 148H64V147H62ZM61 148V149H62ZM87 148H88V146H87ZM87 148H85V149H87ZM120 148V147H119ZM125 148H126V146H125ZM124 148V149H125ZM128 148V147H127ZM130 148V147H129ZM146 148V147H145ZM152 148H154V147H152ZM130 149H132V148H130ZM142 149V148H141ZM71 150V149H70ZM90 150V149H89ZM108 150V149H107ZM148 150V149H147ZM90 151H92V150H90ZM108 152V151H107ZM120 152V151H119ZM129 152V151H128ZM153 152V151H152ZM71 153V152H70ZM69 153V154H70ZM73 154H75L74 152H72ZM71 153V154H72ZM88 153V152H87ZM95 153V152H94ZM109 153H111V152H109ZM135 153H137L136 151H135ZM134 153V154H135ZM89 154V153H88ZM87 154V155H88ZM124 154V153H123ZM133 154V155H134ZM83 155V154H82ZM95 155V154H94ZM142 155V154H141ZM140 155V157H142ZM155 155V154H154ZM70 156V155H69ZM73 156V155H72ZM78 156V157H79ZM89 156V155H88ZM102 156V155H101ZM101 156H97L98 157V160H99V158L101 157ZM156 156V155H155ZM74 157V156H73ZM92 157H94L93 155H92ZM97 157H94V158H97ZM115 156H113V158H114ZM126 157V156H125ZM146 157V156H145ZM145 157H144V160H145ZM163 156H161L160 158H162ZM87 158V157H86ZM85 158V159H86ZM133 158V157H132ZM159 158V157H158ZM75 159V158H74ZM74 159H72L71 161L74 163ZM78 159V158H77ZM84 159V158H83ZM101 159V158H100ZM110 159H111V157L109 158V160L108 161H110ZM148 159V158H147ZM152 159V158H151ZM167 159L168 158H166V162H167ZM79 160V159H78ZM82 160V159H81ZM89 160H90V163H92L91 162V160H94V159H90V156H89ZM115 160V159H114ZM80 161V160H79ZM95 161V160H94ZM100 161V163L98 162V165H97V163H96V166L98 167L97 169H98V171L99 170H101V171H104L105 170V167H104V165L102 164V160H99ZM117 161H118V158H117ZM147 161V160H146ZM157 161V160H156ZM71 162V163H72ZM116 162V161H115ZM114 162V163H115ZM140 162L142 163V161H141V158H140ZM139 162V164H141ZM163 162V161H162ZM76 163H77V161H76ZM95 163V162H94ZM104 163V162H103ZM125 163V162H124ZM134 163V162H133ZM148 163V162H147ZM25 164H27V165H30V168H29V170L27 169L28 168V166H27V168L26 167H23L22 165H24L25 166ZM77 164H79V163H77ZM80 164H81V162H80ZM79 164V165H80ZM88 163H84V166L85 165H87ZM105 164H106V162H105ZM126 164V163H125ZM144 164H145V162H144ZM91 164H89L88 166H90ZM93 165V164H92ZM109 165H110V162H109ZM113 165V164H112ZM121 165V164H120ZM151 165V164H150ZM149 165V166H150ZM153 165V164H152ZM71 166V165H70ZM75 166V165H74ZM87 166V167H88ZM142 166V165H141ZM76 167V166H75ZM104 167V168H103ZM111 167V166H110ZM110 167H108L107 166V169L109 170V168ZM117 167V166H116ZM131 167V166H130ZM138 167V166H137ZM151 167V166H150ZM170 167H171V165H170ZM72 168V167H71ZM86 168V167H85ZM85 168H83L82 167V169H85ZM93 168H95V167H93ZM113 168V167H112ZM126 168V167H125ZM153 168H154V166H153ZM96 169V168H95ZM96 169V170H97ZM104 169V170H103ZM120 169V168H119ZM122 169V168H121ZM132 169V168H131ZM168 169V168H167ZM86 170V169H85ZM92 172H93V170H92V168L90 169ZM113 170V169H112ZM155 170V169H154ZM59 171V172H58ZM82 171V170H81ZM87 171V170H86ZM88 171H89V169H88ZM99 172V173H102V172ZM110 171V170H109ZM115 172H116V170H114ZM122 171V170H121ZM157 171V170H156ZM67 172V171H66ZM111 172V171H110ZM90 173V172H89ZM97 173V172H96ZM124 173V172H123ZM62 174V173H61ZM64 174H66V173H64ZM63 174V176H65ZM67 174H69V178L70 179H72V181L73 182H80L81 183V181L82 182H84V180H86V175H85V173H83V172H80V170H79V167H77V169H71V170H69V173H67ZM117 174H120V173H117ZM152 174H154V172L152 171ZM87 175H88V173H87ZM106 175V173H104V176ZM122 175V174H121ZM120 175V176H121ZM155 175V174H154ZM90 176V175H89ZM101 176V175H100ZM102 176H103V174H102ZM117 176V175H116ZM17 178V182L16 183H12V179L13 178ZM91 177V176H90ZM95 177V176H94ZM127 177V176H126ZM133 177H134V175H133ZM136 177V176H135ZM65 178H67V177H65ZM64 178V179H65ZM110 178V177H109ZM111 178H112V176H111ZM118 178H120V177H118ZM121 178H123V177H121ZM51 180L52 179V182H50V181H48V180ZM62 179V178H61ZM99 179V178H98ZM108 179V178H107ZM117 179V178H116ZM135 180H136V178H134ZM133 179V180H134ZM138 179V178H137ZM69 180V179H68ZM93 180H94V178H93ZM106 180V179H105ZM111 180H115V179H111ZM119 180V179H118ZM117 180V181H118ZM121 180V179H120ZM123 180V179H122ZM131 180H132V178H131ZM152 180V179H151ZM15 181V180H14ZM49 182V183H47L46 184V182ZM66 181V180H65ZM98 181V180H97ZM97 181H96V183H97ZM125 181V180H124ZM45 182V183H44ZM70 182V181H69ZM69 182L67 183L68 185H69ZM86 182V181H85ZM84 182V183H85ZM102 181L100 180V183H101ZM120 182H122V181H118V183H120ZM148 182V181H147ZM160 182H161V180H160ZM92 183V182H91ZM95 183V182H94ZM93 183V184H94ZM99 183V182H98ZM104 183V182H103ZM102 183V184H103ZM108 183H109V181H108ZM111 183V182H110ZM109 183V184H110ZM149 183V182H148ZM147 183V184H148ZM150 183H151V181H150ZM65 184V183H64ZM70 184H72L73 185V183H70ZM83 184V183H82ZM105 184V183H104ZM114 184H116V183H114ZM143 184V183H142ZM145 184V183H144ZM157 184V186H159L160 187V185H161V187H162V185H163V182H161L160 183V185H158V183H156ZM169 184V183H168ZM43 185V186H42ZM85 185H87L86 183H85ZM90 185V184H89ZM89 185H88V187H89ZM99 185V184H98ZM106 185H107V183H106ZM113 185V184H112ZM134 185H136V184H134ZM148 185H150V184H148ZM62 186H64V185H62ZM78 186V185H77ZM107 186H109V185H107ZM117 186V185H116ZM131 186H133V185H131ZM145 186V185H144ZM151 186V185H150ZM157 186H155L156 188H157ZM70 187V186H69ZM80 187V186H79ZM84 186H82V188H83ZM91 187V186H90ZM98 187V186H97ZM104 187H106V186H103V188ZM147 187V189H148V186H146ZM153 188L152 190H155L156 188ZM65 188H67V186L65 187ZM71 188H72V186H71ZM75 188V187H74ZM78 188V187H77ZM85 188V187H84ZM92 188V187H91ZM94 188V187H93ZM102 188V187H101ZM107 189H108V187H106ZM125 188V187H124ZM134 188H136L135 186H134ZM58 189V188H57ZM69 189V188H68ZM68 189L66 190V191H68ZM73 189V188H72ZM71 189V190H72ZM105 189V188H104ZM132 189V188H131ZM139 189V188H138ZM143 189V188H142ZM162 189H164V186H163V188ZM77 190V189H76ZM81 190V189H80ZM89 190V189H88ZM93 190V189H92ZM106 190V189H105ZM115 190V189H114ZM113 190V191H114ZM126 190V189H125ZM141 190V189H140ZM10 191H13V192H10ZM62 193H64V188L62 187ZM70 191V190H69ZM96 191V190H95ZM99 191H102V190H99ZM107 191V190H106ZM108 191H110V189H108ZM112 191V190H111ZM122 191V190H121ZM120 191V192H121ZM130 190H128V193L130 194V192H129ZM150 191V190H149ZM148 191V192H149ZM133 192V191H132ZM147 192V191H146ZM78 193V192H77ZM77 193H75L76 195H77ZM83 193V192H82ZM85 193V192H84ZM109 193V192H108ZM112 193V192H111ZM111 193H110V195H111ZM117 193H118V190H117ZM122 193V192H121ZM126 193V192H125ZM58 194V193H57ZM65 194V193H64ZM74 194V195H75ZM94 194V193H93ZM98 194V193H97ZM103 194H104V190H103ZM120 194V193H119ZM147 194V193H146ZM151 194V193H150ZM46 195V196H45ZM60 195H61V192H60ZM72 195H73V193H72ZM110 195H106V194H104L103 196V198H104V201H106L107 202V205H109V206H114L115 207V205H114V203H116L117 202V198L116 197H113V196H110ZM124 195V193L122 194V196ZM79 196V195H78ZM83 196V195H82ZM92 196V195H91ZM115 196V195H114ZM130 196V195H129ZM136 196V195H135ZM57 197V196H56ZM59 197V196H58ZM63 197H65V196H63ZM96 197V196H95ZM98 197H101V196H98ZM124 197V196H123ZM122 197V198H123ZM145 197H148L147 195L145 196ZM153 197V196H152ZM70 198V197H69ZM69 198H67L68 200H66L65 201V203L68 205V204H70L71 206L73 205V206H75L76 204L75 203H72L71 201H70V199ZM80 198V197H79ZM102 198V199H103ZM119 198V197H118ZM121 198V197H120ZM162 198V197H161ZM57 199H59V198H57ZM71 199H73V198H71ZM97 199V198H96ZM132 199V198H131ZM153 199V198H152ZM61 200V199H60ZM59 200V201H60ZM75 200V199H74ZM147 200V199H146ZM82 201V200H81ZM92 201V200H91ZM132 201V200H131ZM152 201H154V199L152 200ZM55 202V203H54ZM61 202V201H60ZM119 202H121V201H119ZM157 202V201H156ZM79 203V202H78ZM80 203H82V202H80ZM95 203V202H94ZM129 205L130 203H128V201H126L125 200V202L124 201H122L120 204V206H123V207H120L121 208V210H122V212H124V211H126V208H124V206H128L127 204ZM134 203H136V204H138L137 202H134ZM158 203H160V202H158ZM118 204V203H117ZM154 204V203H153ZM157 204V203H156ZM237 204V203H236ZM65 205V204H64ZM64 205H62V206H64ZM80 205V204H79ZM140 206V205H139ZM238 206V205H237ZM45 207H47V208H50L52 211H50L49 209V213L48 214H45ZM78 207V206H77ZM103 207V206H102ZM239 207V206H238ZM43 208L45 209V210H43ZM88 208V207H87ZM90 209L88 210V212L91 210V207H89ZM103 208H105V207H103ZM119 208V207H118ZM129 209H130V206L128 207ZM153 208V207H152ZM80 209V208H79ZM81 209H82V207H81ZM93 209H95V208H93ZM102 209V208H101ZM111 209V208H110ZM110 209H108L109 211H110ZM116 209V208H115ZM137 209V208H136ZM77 210V209H76ZM98 210H99V208H98ZM97 210V211H98ZM103 210V209H102ZM107 210V211H108ZM146 210V209H145ZM147 210H151V209H147ZM165 210V209H164ZM167 210V209H166ZM216 210V209H215ZM261 210V209H260ZM85 211V210H84ZM83 211V212H84ZM108 211V212H109ZM152 211V210H151ZM154 211V210H153ZM152 211V212H153ZM170 211V210H169ZM194 211V210H193ZM219 211V210H218ZM52 212H54V213H57V215L56 214H54V213H52ZM77 212V211H76ZM92 211H90V213H91ZM93 212H96V211H94L93 210ZM92 212V213H93ZM145 212H148V211H145ZM195 212H197V211H195ZM204 212V211H203ZM264 212V211H263ZM104 213V212H103ZM103 213H101V214H103ZM127 213V212H126ZM150 212H148V214H149ZM162 213H164V212H162ZM169 213V212H168ZM198 213V212H197ZM209 213V212H208ZM219 213V212H218ZM89 214V213H88ZM107 214V213H106ZM110 214V213H109ZM113 214V213H112ZM112 214H110V216L112 215ZM146 214V213H145ZM147 214V216H149L150 215V217L149 218H151V220L154 222L155 220H153L154 218H156V217H154V215H152L151 216V214H149L148 215ZM166 214H167V212H166ZM170 214V213H169ZM219 214H221V212L219 213ZM83 215H85L86 216V212H84V214ZM94 215V214H93ZM122 215V214H121ZM168 215V214H167ZM173 215V214H172ZM172 215H170V218H171V216ZM175 215V214H174ZM204 215V214H203ZM214 215V214H213ZM60 216V217H59ZM115 215L113 214V217H114ZM134 217L133 218H135V216L136 215H133ZM79 217H81V216H79ZM82 217H84V216H82ZM97 217H98V215H97ZM127 217V216H126ZM176 217V216H175ZM196 217V216H195ZM92 218H93V216H92ZM101 218H103V215L101 216ZM107 218V217H106ZM105 218V219H106ZM109 218V217H108ZM140 218H141V216H140ZM173 218V217H172ZM64 222L63 224H65V226L66 227H64L63 228V226H62V221ZM94 219V218H93ZM167 219V218H166ZM214 219V218H213ZM220 219V218H219ZM102 220H104V219H102ZM110 220V219H109ZM116 220V219H115ZM121 220V219H120ZM123 220V219H122ZM136 220V219H135ZM142 220V219H141ZM148 219H147V217H146V221H147ZM150 220V219H149ZM183 220V219H182ZM189 220V219H188ZM191 220V219H190ZM209 220H210V218H209ZM95 221H97V219L96 220H94V222ZM117 221V220H116ZM137 221V220H136ZM176 221V220H175ZM211 221V220H210ZM214 221V220H213ZM221 221H222V219H221ZM98 223H100V221H97ZM106 222H107V224H108V222L109 221H107V220H105V224H106ZM140 222V221H139ZM142 222H144V221H142ZM151 222V221H150ZM173 222V221H172ZM102 223V222H101ZM164 223V222H163ZM174 223V222H173ZM260 223V222H259ZM121 224H122V226L121 227H119V229H121V231H119L118 233H117V231H116V234L114 233V234H112V233H110V234H112V235H109L108 237H107V240H109L111 243H112V247H111V245L109 246V247H111L110 249H108L109 250V254H111V256L110 257H112V258H114L115 259V261H116V263L117 264H120V263H123L124 261H126L128 264H166V260L168 259L169 260V258L172 256L173 257V254L171 255V253H170V249H169V245H168V242L166 241V238H165V235L164 236H160V235H156V233H155V235L156 236H149V237H147L146 235H145V237L143 236H139V237H133V238H129L130 237V235L132 236V235H134V234H139V232H141V229L143 228V226L142 225H139V223H135V221H133V220H130V218H125L124 219V221H121ZM167 224V223H166ZM172 224V223H171ZM170 224V225H171ZM221 224H223L222 222H221ZM101 225V224H100ZM109 225V224H108ZM111 225V224H110ZM213 225V224H212ZM262 225V224H261ZM260 225V226H261ZM177 226V225H176ZM175 226V227H176ZM180 226V225H179ZM179 226H177L179 229H180V227ZM106 227H107V225H106ZM116 227V226H115ZM168 227V226H167ZM233 227V226H232ZM162 228V227H161ZM188 229H189V227H187ZM187 228H185V231H186V233H187ZM200 228V227H199ZM255 228V227H254ZM100 229H102V228H100ZM114 229V228H113ZM118 229V228H117ZM145 229V228H144ZM147 229V228H146ZM174 229V231L172 232V235L175 237L174 238V240L175 241H173V243L175 242H178L179 240L177 239V234L179 235V233H178V231L177 230H179V229H175V228H173ZM214 229V228H213ZM218 229V228H217ZM216 229V230H217ZM220 233H222V234H226L227 233V228L226 227H220ZM262 229H263V227H262ZM261 229V230H262ZM66 230V229H65ZM157 230V229H156ZM156 230H154V231H156ZM181 230H183L184 231V229L182 228ZM181 230H180V233H182L181 232ZM191 230V229H190ZM190 230H189V232H190ZM72 231V230H71ZM70 231V232H71ZM101 231H103V230H101ZM185 231L183 232V233H185ZM113 232H114V230H113ZM143 232V231H142ZM144 232H146V231H144ZM170 232V231H169ZM188 232V233H189ZM215 232V231H214ZM213 232V233H214ZM73 233V232H72ZM101 233V232H100ZM106 233V232H105ZM160 233V232H159ZM165 233V232H164ZM163 233V234H164ZM174 233V234H173ZM182 233V234H183ZM185 233V234H186ZM188 233H187V235H188ZM205 233V232H204ZM63 234V235H62ZM102 234V233H101ZM104 234V233H103ZM145 234H147V233H145ZM162 234V233H161ZM194 234V233H193ZM209 234V233H208ZM217 234V233H216ZM263 234H264V232H263ZM67 235H68V233H67ZM108 235V234H107ZM154 235V234H153ZM262 235V234H261ZM101 236V235H100ZM191 236H193V235H191ZM218 236H219V234H218ZM251 236V235H250ZM104 237H106V236H104ZM168 237V236H167ZM194 237V236H193ZM206 237V236H205ZM260 237V236H259ZM102 238V237H101ZM138 238H140V239H138ZM170 238V237H169ZM194 238H196V237H194ZM220 238V237H219ZM221 238H222V236H221ZM242 238V237H241ZM98 239L99 238H97V243H98ZM179 239H180V237H179ZM188 239H191V238H188ZM193 239V238H192ZM105 240V239H104ZM168 240V239H167ZM178 240V241H177ZM184 240H185V238H184ZM248 240H250V237H249V239ZM102 241V240H101ZM181 241H182V239H181ZM190 241V240H189ZM194 241V240H193ZM193 241H190V242H193ZM232 241V240H231ZM105 242V241H104ZM258 242H259V239H258ZM101 243V242H100ZM170 243V242H169ZM174 243V244H175ZM184 243V242H183ZM188 243V242H187ZM247 243V242H246ZM260 243H262V242H260ZM102 244V243H101ZM189 244V243H188ZM175 245H180V243L178 244H175ZM183 245H185V244H183ZM182 245V246H183ZM252 245H254V244H252ZM258 245H260V244H258ZM100 246V245H99ZM218 246V245H217ZM236 246H237V244H236ZM235 246V247H236ZM240 246V245H239ZM242 246V245H241ZM240 246V247H241ZM244 246V245H243ZM261 246V245H260ZM264 246V245H263ZM86 247H88V246H86ZM85 247V248H86ZM107 247V246H106ZM179 247V246H178ZM186 247H188L187 249H189V246H186ZM214 247V246H213ZM226 247L227 246H225L224 248L226 249ZM233 247H234V245H233ZM238 247V246H237ZM250 247V246H249ZM78 248V249H77ZM84 248V247H83ZM84 248V249H85ZM89 248H90V246L88 247V250H89ZM180 248V247H179ZM183 248H185V247H183ZM193 248H195L194 246H193ZM192 248V249H193ZM100 249V248H99ZM106 249V250H107ZM236 249H239V248H236ZM244 248L242 247V250H243ZM248 249V248H247ZM107 250V251H108ZM184 250V249H183ZM229 250H232V249H229ZM86 251V250H85ZM94 251V250H93ZM171 251H172V249H171ZM175 251H177V250H175ZM193 251V250H192ZM191 251V252H192ZM224 251H226V250H224ZM233 251V250H232ZM248 251V250H247ZM221 252V251H220ZM81 253V252H80ZM86 253H87V251H86ZM96 253V252H95ZM190 253V252H189ZM248 252H246V253H244V254H247ZM81 254H83V253H81ZM97 254V253H96ZM104 253H102L101 255H103ZM107 254V253H106ZM144 254H146L145 256H144ZM177 254V253H176ZM209 254V253H208ZM207 254V255H208ZM100 254H98L97 255V257L99 256ZM175 255V254H174ZM179 255V254H178ZM188 255V254H187ZM213 255V257L211 258V260L213 261V263L217 260V256H215V258H214V255L215 254H212ZM93 256H94V254H93ZM186 256V255H185ZM247 256V255H246ZM249 256V255H248ZM220 257V256H219ZM91 258V257H90ZM103 258V257H102ZM221 258H223V257H221ZM240 258V257H239ZM251 258V257H250ZM77 259V258H76ZM80 259V258H79ZM218 259H220V258H218ZM224 259V258H223ZM91 260V259H90ZM104 260H105V258H104ZM195 260V259H194ZM170 261V260H169ZM173 261V260H172ZM171 261V263H173ZM88 261H86V262H82L83 264H85V263H87ZM110 262V261H109ZM169 263V262H168ZM175 263V262H174ZM173 263V264H174ZM94 264V263H93ZM170 264V263H169ZM187 264V263H186ZM190 264V263H189ZM215 264V263H214ZM216 264H219V261H217L216 262ZM255 264H257V263H255Z\"/></svg>",
    "mask_w": 264,
    "mask_h": 264
},
{
    "label": "clouds",
    "instance_id": "3",
    "mask_svg": "<svg viewBox=\"0 0 264 264\" xmlns=\"http://www.w3.org/2000/svg\"><path fill=\"white\" fill-rule=\"evenodd\" d=\"M204 22L212 27L210 16ZM166 127L170 131L163 136V147L157 155L170 158L169 163L174 162L176 167L171 170V187L158 210L167 208L189 217L194 215L195 207L220 209L227 224L242 232L253 228L258 214L254 202L264 200V169L259 167L255 152L234 149L223 132L209 121L195 122L191 127L175 122ZM37 207V202L25 198L12 209L21 235L14 243L0 239V264H73L69 244H53L41 235L35 218ZM98 235L97 223L84 216L73 229V242L85 247L94 243Z\"/></svg>",
    "mask_w": 264,
    "mask_h": 264
},
{
    "label": "crops",
    "instance_id": "4",
    "mask_svg": "<svg viewBox=\"0 0 264 264\" xmlns=\"http://www.w3.org/2000/svg\"><path fill=\"white\" fill-rule=\"evenodd\" d=\"M174 10L177 13L182 8L175 5ZM206 16L212 18V27L205 24ZM192 21L188 14L178 22L187 28L178 49L186 61L209 56L215 58L214 62L232 64L239 73L264 70V35L260 33L264 29V0H213L196 24ZM244 33L249 34L248 52L236 55L237 38Z\"/></svg>",
    "mask_w": 264,
    "mask_h": 264
},
{
    "label": "built area",
    "instance_id": "5",
    "mask_svg": "<svg viewBox=\"0 0 264 264\" xmlns=\"http://www.w3.org/2000/svg\"><path fill=\"white\" fill-rule=\"evenodd\" d=\"M213 0H199V3L202 7H208L211 5ZM260 33L264 35V29L260 30ZM249 34L248 33H244L242 35H240L237 38L236 44H235V51L236 53H238L239 55H245L248 52L249 49Z\"/></svg>",
    "mask_w": 264,
    "mask_h": 264
}]
</instances>
